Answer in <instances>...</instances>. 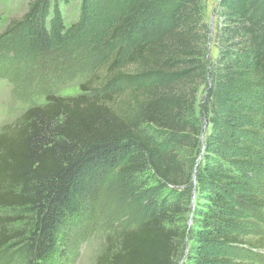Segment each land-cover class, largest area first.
Instances as JSON below:
<instances>
[{
  "label": "trees",
  "instance_id": "16d2710c",
  "mask_svg": "<svg viewBox=\"0 0 264 264\" xmlns=\"http://www.w3.org/2000/svg\"><path fill=\"white\" fill-rule=\"evenodd\" d=\"M52 1L33 0L2 37L23 29L38 53L65 42L60 17L48 25ZM84 9L104 56L81 94L48 95L0 133V210L12 214L0 217V256L20 243L30 264L64 259L74 221L118 170L147 172V196L151 184L161 195L96 264H235L225 251L263 248L237 232L264 206V0H219L214 34L204 0Z\"/></svg>",
  "mask_w": 264,
  "mask_h": 264
},
{
  "label": "rangeland",
  "instance_id": "374dc122",
  "mask_svg": "<svg viewBox=\"0 0 264 264\" xmlns=\"http://www.w3.org/2000/svg\"><path fill=\"white\" fill-rule=\"evenodd\" d=\"M32 1L0 0V133L30 107L45 104L48 95H80V86L92 76L104 56L97 34L99 26L82 22L84 0L52 1L48 25L55 17H60L67 42L55 45L49 53L32 51L23 29L2 37L12 21L23 17ZM218 2L204 0L205 21L212 34L218 24ZM80 26L83 32L79 31ZM211 54L212 57L217 55L214 44ZM147 179L144 171L125 176L118 170L108 175L85 215L74 221L65 242L64 259H58L57 264H96L109 239H118L124 231L145 222L147 207L158 205L161 195L151 184V194L147 196ZM256 190L264 202V166L258 173ZM11 215L9 211L0 210V217ZM247 215L238 235L264 239V206L253 217ZM223 255L235 264H264V247L255 253H246L243 249L240 254L225 251ZM30 261L27 248L20 243L0 256V264H30Z\"/></svg>",
  "mask_w": 264,
  "mask_h": 264
}]
</instances>
